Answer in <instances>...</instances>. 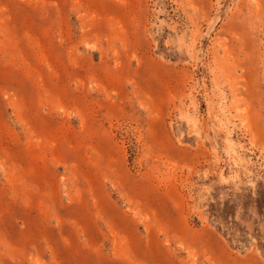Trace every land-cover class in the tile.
<instances>
[{
    "label": "rangeland",
    "instance_id": "1",
    "mask_svg": "<svg viewBox=\"0 0 264 264\" xmlns=\"http://www.w3.org/2000/svg\"><path fill=\"white\" fill-rule=\"evenodd\" d=\"M0 264H264V0H0Z\"/></svg>",
    "mask_w": 264,
    "mask_h": 264
},
{
    "label": "bare ground",
    "instance_id": "2",
    "mask_svg": "<svg viewBox=\"0 0 264 264\" xmlns=\"http://www.w3.org/2000/svg\"><path fill=\"white\" fill-rule=\"evenodd\" d=\"M137 211V210H136ZM115 234V233H114Z\"/></svg>",
    "mask_w": 264,
    "mask_h": 264
}]
</instances>
